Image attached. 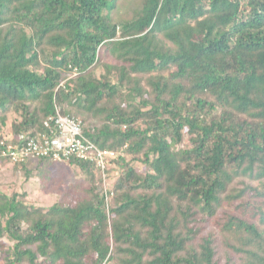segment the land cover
<instances>
[{"label":"trees","instance_id":"trees-1","mask_svg":"<svg viewBox=\"0 0 264 264\" xmlns=\"http://www.w3.org/2000/svg\"><path fill=\"white\" fill-rule=\"evenodd\" d=\"M118 1L0 0V159L57 110L124 151L106 184L63 160L82 193L48 208L0 191V264H264V0Z\"/></svg>","mask_w":264,"mask_h":264},{"label":"rangeland","instance_id":"rangeland-1","mask_svg":"<svg viewBox=\"0 0 264 264\" xmlns=\"http://www.w3.org/2000/svg\"><path fill=\"white\" fill-rule=\"evenodd\" d=\"M143 2L144 0H119L112 12L113 20L121 21L131 19L142 7ZM11 120L12 118L10 117L6 125L2 128V134H10ZM134 163L143 169V165L139 161ZM26 169L31 172L30 175L19 165L12 164L8 160L0 159V191L6 194L27 192L28 203L40 205L45 208L50 207L63 197L71 199L82 193L77 187L76 190H73V188L76 184L80 187L85 181L86 176L78 167L72 166L68 162L60 161L47 165L46 162L38 163L35 160ZM116 171L117 169L114 168L113 172ZM115 175L117 176V174ZM243 182L257 184L253 179L250 180L249 178L241 177L233 182L231 188H241L243 187ZM208 226L210 228L215 227L212 223ZM2 242L4 245H7L5 247L6 249L12 244L7 237H4ZM3 258L4 255L0 253L1 263L4 260Z\"/></svg>","mask_w":264,"mask_h":264},{"label":"built area","instance_id":"built-area-1","mask_svg":"<svg viewBox=\"0 0 264 264\" xmlns=\"http://www.w3.org/2000/svg\"><path fill=\"white\" fill-rule=\"evenodd\" d=\"M119 154L123 153L97 146L84 135L80 119L64 115L59 110L49 116L43 129L21 131L12 136L1 150L3 159L12 164L43 157L54 161H68L72 157L90 160L98 167L105 184L108 170L114 167L112 160ZM106 198L109 200V196Z\"/></svg>","mask_w":264,"mask_h":264}]
</instances>
